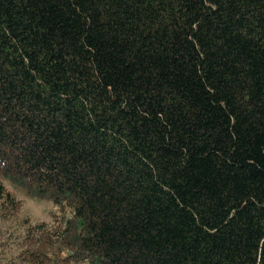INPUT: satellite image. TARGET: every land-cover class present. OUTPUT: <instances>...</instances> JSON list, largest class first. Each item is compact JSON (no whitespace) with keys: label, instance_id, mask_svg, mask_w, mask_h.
<instances>
[{"label":"trees","instance_id":"16d2710c","mask_svg":"<svg viewBox=\"0 0 264 264\" xmlns=\"http://www.w3.org/2000/svg\"><path fill=\"white\" fill-rule=\"evenodd\" d=\"M0 264H264V0H0Z\"/></svg>","mask_w":264,"mask_h":264},{"label":"rangeland","instance_id":"374dc122","mask_svg":"<svg viewBox=\"0 0 264 264\" xmlns=\"http://www.w3.org/2000/svg\"><path fill=\"white\" fill-rule=\"evenodd\" d=\"M4 185L21 202V217L30 218L33 222H49L51 220L52 211L54 210L52 203L30 199L21 190L14 188L8 182H5Z\"/></svg>","mask_w":264,"mask_h":264}]
</instances>
